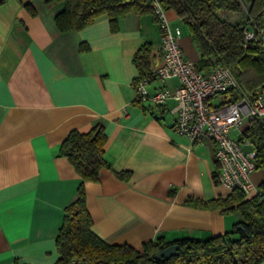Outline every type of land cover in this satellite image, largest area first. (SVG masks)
I'll return each instance as SVG.
<instances>
[{
	"label": "crops",
	"instance_id": "1",
	"mask_svg": "<svg viewBox=\"0 0 264 264\" xmlns=\"http://www.w3.org/2000/svg\"><path fill=\"white\" fill-rule=\"evenodd\" d=\"M62 7L45 0L0 4V264H54L64 206L80 180L58 148L70 130L87 131L98 121L111 168L85 182V195L100 238L140 248L157 236L206 238L231 229L238 212L186 202L229 193L213 178V141L192 142L173 128V99L155 105L135 98L137 49L149 42L150 67L161 61L152 14L130 12L115 31L106 16L60 31L54 16ZM167 17L181 29L184 55L197 63L200 54L186 25L172 10ZM177 83L176 77L153 80L147 89ZM214 98L217 104L229 96ZM114 170L129 175L120 178ZM251 180L264 182V169Z\"/></svg>",
	"mask_w": 264,
	"mask_h": 264
},
{
	"label": "trees",
	"instance_id": "2",
	"mask_svg": "<svg viewBox=\"0 0 264 264\" xmlns=\"http://www.w3.org/2000/svg\"><path fill=\"white\" fill-rule=\"evenodd\" d=\"M7 0H0V4ZM60 1L63 7L54 16L60 31L81 29L106 16L111 30L119 28L126 14L151 13L152 0H45ZM165 10H172L186 25L199 51V69L216 63L227 65L238 89L228 91L230 101L242 94L253 100L264 92V51L257 32L264 24V0H159ZM34 13L32 6L26 4ZM252 30L254 38L246 40L244 31ZM151 44H142L133 62L138 76L150 69ZM242 136L249 138L256 149V166L264 169V120L250 118ZM106 134L103 123L95 122L89 130L72 129L61 141L58 154L74 167L80 180L75 197L64 206L62 222L55 237L57 258L54 264H260L264 261V199L261 194L246 197L240 189L226 196L211 199L189 198L186 202L198 208L218 209L222 213L238 212L240 219L231 229L206 238L182 237L167 241L162 236L142 243L140 248L129 244L108 243L92 230V218L86 207L85 182L96 181L101 169L111 168L104 155ZM124 178L125 170H114ZM216 182V171L213 173ZM264 191V182L259 185ZM242 225L244 230L237 228ZM176 243L178 253L166 259L154 255ZM14 264H18L14 262ZM28 264V263H21Z\"/></svg>",
	"mask_w": 264,
	"mask_h": 264
},
{
	"label": "built area",
	"instance_id": "3",
	"mask_svg": "<svg viewBox=\"0 0 264 264\" xmlns=\"http://www.w3.org/2000/svg\"><path fill=\"white\" fill-rule=\"evenodd\" d=\"M151 7L158 21L161 61L135 81V98L148 99L155 105L173 99V128L192 142L203 137L213 141L217 165L215 183L229 192L240 189L246 197L261 194L260 199H264V191L251 180V174L257 169L256 149L249 138L242 136L245 122L250 118L264 120V92L257 91L253 100L242 94L234 101L212 103L214 97L239 88L230 68L216 63L207 70L199 69L195 61L184 55L181 29L170 25L167 10L159 0H152ZM244 34L246 40L255 36L252 30H245ZM257 35L264 51V24ZM169 77L178 79L175 87L162 84L148 91L151 81L162 83Z\"/></svg>",
	"mask_w": 264,
	"mask_h": 264
},
{
	"label": "water",
	"instance_id": "4",
	"mask_svg": "<svg viewBox=\"0 0 264 264\" xmlns=\"http://www.w3.org/2000/svg\"><path fill=\"white\" fill-rule=\"evenodd\" d=\"M237 228L244 230V228L242 227V225H237ZM178 253V245L176 243L174 244H170L164 248H162L161 250H159L154 257L156 259H166L172 255H175Z\"/></svg>",
	"mask_w": 264,
	"mask_h": 264
},
{
	"label": "rangeland",
	"instance_id": "5",
	"mask_svg": "<svg viewBox=\"0 0 264 264\" xmlns=\"http://www.w3.org/2000/svg\"><path fill=\"white\" fill-rule=\"evenodd\" d=\"M182 30H183V31H185V29H184V27H183V26H182ZM185 32H186V31H185ZM223 95H224V93H223V94H220V95H218L217 97H222ZM215 99H216V98H214V99H213V101H215ZM216 100H217V99H216Z\"/></svg>",
	"mask_w": 264,
	"mask_h": 264
}]
</instances>
